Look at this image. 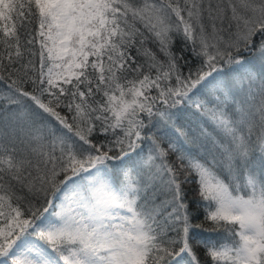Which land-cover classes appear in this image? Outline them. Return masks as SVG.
Instances as JSON below:
<instances>
[{
  "label": "snow or ice",
  "instance_id": "1",
  "mask_svg": "<svg viewBox=\"0 0 264 264\" xmlns=\"http://www.w3.org/2000/svg\"><path fill=\"white\" fill-rule=\"evenodd\" d=\"M0 264H264V0H0Z\"/></svg>",
  "mask_w": 264,
  "mask_h": 264
},
{
  "label": "trees",
  "instance_id": "2",
  "mask_svg": "<svg viewBox=\"0 0 264 264\" xmlns=\"http://www.w3.org/2000/svg\"><path fill=\"white\" fill-rule=\"evenodd\" d=\"M180 47H181L180 41H177L176 45H175V48H174V51L179 52Z\"/></svg>",
  "mask_w": 264,
  "mask_h": 264
}]
</instances>
